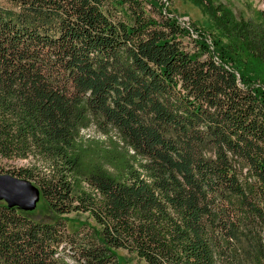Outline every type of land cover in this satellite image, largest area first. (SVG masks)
<instances>
[{"label": "trees", "instance_id": "1", "mask_svg": "<svg viewBox=\"0 0 264 264\" xmlns=\"http://www.w3.org/2000/svg\"><path fill=\"white\" fill-rule=\"evenodd\" d=\"M236 51L181 23L165 0H0V159L41 153L44 167L14 177L55 215L86 213L103 229L85 247L65 222L0 202V264H70L53 255L75 247V264H119L118 250L148 264H264L261 242L255 255L239 252L233 216L242 206L264 222V65ZM78 102L124 128L131 149L101 150L109 164L117 153L120 176L94 171L77 194ZM206 135L227 152L217 164L199 156ZM228 155L257 176L252 196Z\"/></svg>", "mask_w": 264, "mask_h": 264}, {"label": "rangeland", "instance_id": "2", "mask_svg": "<svg viewBox=\"0 0 264 264\" xmlns=\"http://www.w3.org/2000/svg\"><path fill=\"white\" fill-rule=\"evenodd\" d=\"M167 9L176 16L179 21L193 30L205 32L209 38L219 40L223 45L231 49L236 48V57L247 60V54H255L260 57L264 65V0H165ZM194 36V35H193ZM194 38H196L194 36ZM244 42V43H243ZM249 43L253 46L248 47ZM185 44L189 50H194L196 44L193 40L185 39ZM116 97H112L106 104L110 109L115 107ZM70 117V148L69 153L73 155L78 153L79 172L77 173L76 193H82L79 182L86 184V178L92 176L94 171L101 176L109 179H115L120 176L122 170L117 153H113V163L109 164L108 159L102 157L105 154L101 150L115 145L123 148L126 145L130 148V138L125 133V129L109 120L103 110L91 111L84 102L74 103ZM149 123V121L147 120ZM167 139L177 140V133L173 128H169L165 134ZM74 141H79L78 146ZM112 145V146H111ZM80 146L83 148L80 149ZM196 148L202 160L211 164H217L225 159L226 151L221 150L210 135L203 136L201 141L197 142ZM99 152V153H98ZM226 152V153H225ZM133 155V151L131 150ZM42 154L36 152L28 159H0V174L11 175L21 172L25 169L34 167H44ZM229 165L234 166L241 177V181L252 196L255 193L254 187L258 185V179L248 162L238 163L233 157L227 156ZM238 163V164H237ZM235 164V165H232ZM120 170V171H119ZM17 175V174H16ZM19 178V177H17ZM152 180V177H149ZM33 183V182H32ZM85 192V191H84ZM241 206L233 216L240 227L238 237V250L241 254L250 252L256 254L258 244L261 242L264 247V222H255L250 219L245 209ZM239 219L237 220V215ZM30 215L37 221L49 223L65 222V229L69 236L77 238L76 242L85 244V247L91 245L94 237L93 231L102 233V228L91 219L86 213H72L69 216H57L50 211L47 204L38 203L35 211ZM262 237L258 240L256 235ZM84 240V241H83ZM83 241V242H82ZM73 251L70 248L64 252V255H53V260H67L70 264H75L78 260L77 249ZM75 253V254H74ZM119 264H148L134 254H129L124 250H118ZM240 260L244 259L239 256Z\"/></svg>", "mask_w": 264, "mask_h": 264}, {"label": "water", "instance_id": "3", "mask_svg": "<svg viewBox=\"0 0 264 264\" xmlns=\"http://www.w3.org/2000/svg\"><path fill=\"white\" fill-rule=\"evenodd\" d=\"M40 199V189L31 181L0 174V202L8 208L31 213Z\"/></svg>", "mask_w": 264, "mask_h": 264}]
</instances>
